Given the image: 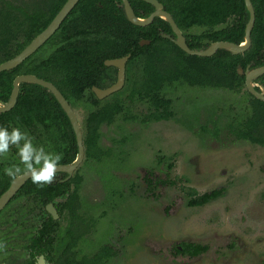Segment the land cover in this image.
I'll list each match as a JSON object with an SVG mask.
<instances>
[{
	"label": "trees",
	"instance_id": "16d2710c",
	"mask_svg": "<svg viewBox=\"0 0 264 264\" xmlns=\"http://www.w3.org/2000/svg\"><path fill=\"white\" fill-rule=\"evenodd\" d=\"M64 1L0 0V62L18 53L48 24ZM129 1L140 17L147 16L154 9L146 0ZM160 1L183 30L191 48H203L217 39L244 40L249 15L244 0ZM251 1L255 19L249 47L238 53L218 48L211 55H197L187 53L169 37L162 36V32L174 33L169 22L161 16H155L147 25H139L127 19L121 0H77L45 42L13 68L0 71V101H7L16 74L34 73L52 81L74 108L77 102H85L86 114L82 124L85 157L100 159L107 153L98 142L100 125L113 122L123 107L121 98H99L92 89L93 85L107 86L116 78L115 66L106 65L104 59L130 53L123 89H130L127 94L129 100L137 94L153 104L154 110L149 112L145 121L174 117L171 98L162 94L166 84L182 80L189 85L232 88L244 80V76L238 73L239 65L244 68L248 63L251 66L264 64V0ZM220 23L225 24L216 27ZM193 25L205 28L192 33L189 29ZM142 38L150 42L141 45L139 41ZM53 39L57 43H53ZM254 81L264 86V73ZM86 91L87 95L82 100ZM250 104V114L228 123V126L236 138L264 146V100L251 94ZM0 127L9 131L19 127L33 138L35 146L62 154L60 163L72 161L77 154L74 130L66 112L53 93L38 83H19L13 107L0 111ZM13 164H19L15 146L6 156L0 157V193L11 180L4 170ZM19 166L23 169V165ZM81 181L82 175L75 171L67 180H55L43 187L34 184L29 177L18 189V192L27 194L41 193L44 200H54L58 196L65 198L55 204L58 210L68 208L70 221L65 234L56 240V245H51L55 236H49L51 228L48 222L37 228L40 236L36 233L33 237L37 239L36 253L46 254L53 249L58 254L59 262L56 264L62 260L69 264H104L116 254V248L107 243L100 244L89 256H79L74 248L93 223L79 212ZM187 193L189 205H201L215 198L219 189L200 194L193 190ZM188 247L194 253L201 249L189 242L174 249L184 252Z\"/></svg>",
	"mask_w": 264,
	"mask_h": 264
},
{
	"label": "rangeland",
	"instance_id": "374dc122",
	"mask_svg": "<svg viewBox=\"0 0 264 264\" xmlns=\"http://www.w3.org/2000/svg\"><path fill=\"white\" fill-rule=\"evenodd\" d=\"M124 86L105 96L123 104L99 128L107 153L84 156L73 171L82 175L79 212L93 221L74 247L78 255L107 243L116 254L104 264H264V146L236 138L228 126L251 112L244 80L232 88L166 84L174 117L147 121L153 104L137 94L129 100ZM75 111L82 126L85 102ZM213 188L215 198L187 203V191ZM188 242L201 249H174ZM26 255L21 245L12 264Z\"/></svg>",
	"mask_w": 264,
	"mask_h": 264
},
{
	"label": "water",
	"instance_id": "95a60500",
	"mask_svg": "<svg viewBox=\"0 0 264 264\" xmlns=\"http://www.w3.org/2000/svg\"><path fill=\"white\" fill-rule=\"evenodd\" d=\"M146 1L150 2L154 6V9L147 16L140 17L136 15L129 0H121V5L123 7V11L127 19L135 24L147 25L153 20L155 16L163 17L169 22L171 29L174 33V36H171L165 32H162V35L172 39L174 43H176L180 48L185 50L187 53L197 54V55H211L218 48H225L231 51L232 53H238L244 51L251 44V29L255 19V10L251 0H244L245 6L249 13L244 28V40L241 42H234L227 39H218L211 41L210 43H208L207 46L203 48L189 47V45L186 42L185 36L182 33V30L177 25L171 13L164 8L163 3L160 0H146ZM76 2L77 0H65L61 5V7L53 16V18L48 22V24L40 32H38L18 53L0 62V71L4 69L13 68L17 64H19L24 58H26L29 54L34 52L43 42H45L51 36V34L56 30V28L59 26L61 21L64 19V17L67 15V13L71 10V8L74 6ZM149 42L150 40L147 38H142L139 41L141 45ZM129 55L130 53H127L122 56L104 59V63L106 65H114L117 67V76L114 82H112L111 84L105 87H100L96 85L92 86V89L94 93L97 95V97L102 98L122 87L125 80V63ZM238 72L239 73L243 72L242 66H238ZM263 73H264V64L253 67L247 65L244 71V81L247 90L251 94H253L257 98L264 100V86L263 88L260 87V89H257L253 83V79ZM22 81L38 83L43 87H46L48 90H50L57 99V101L60 103V105L62 106V108L64 109L70 120L77 143V154L72 161L60 163L61 166L57 170V171L66 172V176L64 179H68L72 175L76 166L81 162V160L84 157L83 136L77 114L74 108L69 103L68 99L64 96L61 90L52 81L37 76L34 73H19L15 75L12 81V89L10 91L7 101L6 102L0 101V111L8 110L15 104L19 92V83ZM27 178H29V176L24 175L22 172L20 177L16 179L15 182L11 180L9 186L0 194V208L15 193V191L25 182ZM48 209L53 213V215H56L55 207L53 206L52 203L48 205ZM44 262L45 260L43 255L42 254L39 255L36 264H44Z\"/></svg>",
	"mask_w": 264,
	"mask_h": 264
},
{
	"label": "flooded vegetation",
	"instance_id": "af4514ba",
	"mask_svg": "<svg viewBox=\"0 0 264 264\" xmlns=\"http://www.w3.org/2000/svg\"><path fill=\"white\" fill-rule=\"evenodd\" d=\"M182 33H183V30H182ZM167 34L174 36V34H170V33H167ZM183 35H184V33H183ZM185 39H186V37H185ZM53 43H57L56 39H53ZM247 65H250V67H253V66H251L250 63L246 64V66ZM246 66L244 68L242 67L243 68L242 73L238 72L240 75L244 76V71L246 69ZM115 68H116V76H117V67L115 66ZM125 78H126V63H125ZM256 78H254V79H256ZM254 79H253V83H254L255 87L257 85V86H259V88H257V89H260V87L263 85L259 81H254ZM111 83L112 82H110L109 84H111ZM244 83H245V81H244ZM71 106L73 107L74 105L71 104ZM74 110H75V108H74ZM81 130H82V126H81ZM84 156H85V153H84ZM73 174L74 173H72V175ZM62 175H64V176H62ZM65 176H66V172L57 171L55 180H61V181L67 180V179H64ZM11 180H10V182H11ZM10 182H9V184H10ZM9 184H8V186H9ZM18 189L6 201V203L0 208V242H4L7 246L6 247V253H7L6 255H5V252H0V258H1L0 264H12V259L16 258L17 250L20 249L21 245H22V248L24 250H26L27 255L22 257V259H23L22 262L18 263V264H36L37 258L41 254L43 255L44 260H45L44 264H56L55 262H59V259H58V254H56L53 249H50V251H48L46 254L43 252L36 253L37 239L33 238V237H35L36 233H37V235L39 234V236H40V231H38L37 228L43 227L42 223L48 222L49 223L48 226L51 228V230L49 232V236L51 238H53V236H55L53 238V241H51V245H53V246H54V244L56 245V240H59L65 234L66 229L68 228V225H69V221H70V211L68 210V208L63 207L61 210H58V206L55 204L57 201L64 200L65 198L58 196V197L54 198V200H44V197L42 196L41 193H37V192L33 193L32 192L31 194H27L25 192H18ZM20 197L23 198V203L18 204V205H13L14 202H16ZM50 203H52L53 206L55 207L56 215H53V213L48 209V205ZM64 214H66V216ZM62 216H65V219H66L65 226H63V227L61 225V220H60ZM55 226H56V229H55ZM45 235H47V234H45ZM32 253H34V254H32ZM6 260H7V262H6ZM18 260H17V262H18ZM59 264H69V263H65V261L62 260V263H59Z\"/></svg>",
	"mask_w": 264,
	"mask_h": 264
},
{
	"label": "clouds",
	"instance_id": "9594fccd",
	"mask_svg": "<svg viewBox=\"0 0 264 264\" xmlns=\"http://www.w3.org/2000/svg\"><path fill=\"white\" fill-rule=\"evenodd\" d=\"M13 146L17 149L19 164H13L4 170L13 182L22 172L41 187L55 181L62 154L47 152L43 146H35L33 138L27 132H22L19 127H13L11 131L0 127V157L6 156ZM19 165H23V169ZM6 247L4 242H0V252H5V255Z\"/></svg>",
	"mask_w": 264,
	"mask_h": 264
}]
</instances>
